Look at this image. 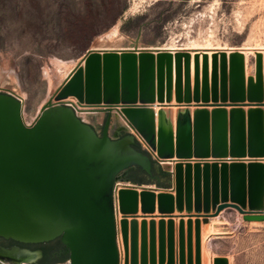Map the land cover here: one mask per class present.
Wrapping results in <instances>:
<instances>
[{
	"label": "water",
	"instance_id": "obj_1",
	"mask_svg": "<svg viewBox=\"0 0 264 264\" xmlns=\"http://www.w3.org/2000/svg\"><path fill=\"white\" fill-rule=\"evenodd\" d=\"M180 52L179 56L190 53ZM171 57L168 50L90 49L82 57L85 66H81L82 62L76 66L54 97L40 108L32 124L23 120L21 97L11 90H0V237L23 244L60 238L68 250L69 264H120L115 183L129 167L139 166L150 174L151 160L132 148L135 137L110 108L100 137L97 133L100 134L107 113L82 114L81 119L69 106L73 102L62 99L76 97L89 104L109 105L135 104L138 100L146 104L156 99L169 103ZM220 57V66L226 68V54L221 53ZM256 62L257 81L249 78L246 86L243 59L238 53L233 54L229 77L226 79L223 73L218 91L215 58L210 97L204 60L202 97L196 66L193 102L202 104H196L200 108L194 113L193 128L190 122L179 128L175 145L171 128H160L158 133L159 158L176 164L174 171L163 166L171 176L168 192H175V198L162 195L159 212L186 210L189 217L197 218V264H200L201 217H216L226 208H235L246 221H264L261 55ZM175 93L178 103L189 106L192 102L191 98H183L178 81ZM54 98L58 99L55 103ZM246 105L247 111L243 108ZM209 106L214 107L211 112ZM227 106H232L229 112ZM142 112L153 116V109L146 105H127L122 110L154 149L155 129L140 119ZM109 133L112 138L127 136L113 140ZM142 190L155 191L150 187ZM119 206L124 213L137 211L127 209L124 204ZM142 211L153 213V201ZM193 211L195 214L191 215ZM189 227L192 232L191 220ZM169 230L172 233V227ZM0 246L9 245L0 243ZM190 249L189 264H192V246ZM37 255L41 257L42 253L38 251ZM173 256L170 251L169 264H173ZM217 263L228 264V260L220 257L215 260Z\"/></svg>",
	"mask_w": 264,
	"mask_h": 264
},
{
	"label": "rangeland",
	"instance_id": "obj_2",
	"mask_svg": "<svg viewBox=\"0 0 264 264\" xmlns=\"http://www.w3.org/2000/svg\"><path fill=\"white\" fill-rule=\"evenodd\" d=\"M129 19L131 22L125 24ZM209 44L211 47L226 48L264 47V0H0V90H11L22 96L23 120L26 124H32L40 108L52 97L50 94L56 92L60 83L64 82L66 68L58 67V61L71 66L88 50L99 46L101 49L125 50L172 45L191 48ZM262 66L264 85L263 60ZM248 67L250 70L246 72L247 67L244 66L246 81L252 78L256 82L259 71L255 55L249 56ZM218 70L220 80L224 74L226 79L229 77L228 66L222 68L219 64ZM211 73L212 68L208 69L209 87ZM173 74V84L176 85L175 70ZM191 81L193 95L194 83ZM173 88L174 94L169 103H160L156 99L146 104L138 100L135 104L119 102L109 105L102 102L99 106L85 100L79 101L76 97L70 99H74L72 102L77 107H91L89 114L107 113L108 108L111 112H117L139 144L146 146L155 159L162 162L117 108L127 105L187 108L186 103L176 101V86ZM196 104L202 103L191 102L188 107H196ZM168 164L163 163V166L169 167ZM119 183L114 204L122 264H153V260L156 264L162 261L163 264H169L170 251L174 255L173 264H182V260L184 264H189L190 246L192 264H197L196 217H189L186 210H177L176 216H172L175 211L171 214L154 211L159 214L157 216L153 215L154 212L142 210L134 214L121 212L116 192L119 188L131 187L126 181L121 180ZM151 188L171 191V187L169 190ZM221 213L219 218H216L219 215L200 218V228L204 225L202 234L200 229V264H215V260L220 257L227 258L228 264H264V221H246L244 215L235 208H226ZM194 214L193 211L191 215ZM166 215L176 219L175 222L162 219ZM155 217L161 219H152ZM190 218H195L191 219L192 232L189 231ZM134 221L136 224H133ZM170 222L172 233L168 225ZM14 247L20 248L9 245L0 246V249ZM26 250L35 255L25 259L6 257L0 259V264H39L38 251L35 248ZM54 264H69V260Z\"/></svg>",
	"mask_w": 264,
	"mask_h": 264
},
{
	"label": "bare ground",
	"instance_id": "obj_3",
	"mask_svg": "<svg viewBox=\"0 0 264 264\" xmlns=\"http://www.w3.org/2000/svg\"><path fill=\"white\" fill-rule=\"evenodd\" d=\"M116 32H117V30H116ZM111 34H113V32ZM196 45L198 46V44H196ZM196 45H194L191 48H188V47H176L175 45L164 46V47H161V48H153V49L149 48V49H152V50H168V52L172 56L171 57L172 60H171V63H170L171 70H172V88L175 87V86L177 87V81H178L180 83V93H181V95L185 99L186 98L187 99L191 98L192 102H193V99H194V89H195V79H196L195 78L196 77V66H197V69H198L197 70L198 71L197 74H198V78H199L198 79L199 80V95H200V97H202L203 78H204V60L207 61V78H208V69L210 70L212 68L210 87H209V82H208V92H209L210 97L212 96L213 63H214V60L216 58L218 60V66H219V62H220V58H221L220 54L221 53H225L226 54L227 62L230 61V58H231V56L233 54L238 53V55L241 56L243 61H244L243 62L244 66L247 67V70H245L246 72L247 71L249 72V70H250V67H248V60H249V56L250 55H253V56L255 55L256 59H257L258 55H261L262 60H263V64H264V47L263 46H256V47L242 46V47H237V48H234V47L233 48H226V47H214V46L211 47L210 46L211 44H209V46L207 45V46H204V47L203 46L202 47H195ZM188 49H196V51H192V52L189 51L190 53H188L187 55L185 54V55H182V56L180 55L179 56V53H181L180 51H185V50H188ZM91 50H102V49L99 46V48L98 47H94ZM137 54H139V53H137ZM155 54H157V53H155ZM103 57H104V53H101V59L102 60H103ZM81 62H82L81 66L84 67L85 66V61H83L82 58L77 63L75 62L71 66H68V64H66L63 61H58L56 63V64L59 65L58 67H65L66 68V73L64 74V77H63L64 81L70 75V73H72V71L76 68V66L78 64H80ZM227 64H228V68H229V62ZM174 70H175V73H176V85L173 84V77H174L173 76L174 75L173 71ZM192 74H193L194 78L192 77ZM217 74H218L217 82H218V86H220L219 70L217 71ZM245 76H247V75L245 74ZM192 78H193V83H194L193 95H192L191 86H190V80H192ZM200 78H201L202 81L200 80ZM63 80H61V81H63ZM60 85H61V83H60ZM173 85H175V86H173ZM210 89H211V91H210ZM54 91H55V89H54ZM50 92L52 93L53 90L50 91ZM165 92H167V89H166ZM54 93H56V92H54ZM54 93L50 94V96H52L50 98L54 97V95H55ZM172 93L174 94V90H173ZM21 98H22V96H21ZM48 99H49V97H48ZM57 100H58L57 98H54L53 103H55ZM62 100L66 101V102H69V101L72 102L74 99L72 100V98L70 99V97H67V98H64ZM92 105H94V104H92ZM97 105H99V104H97ZM209 107H212V106H209ZM197 108L199 109V107H197ZM117 109L119 111L123 110V108H121V107L117 108ZM152 109H153V116L150 115V113L147 114L146 112H142L143 115L141 114L142 116L140 117V119H142L143 122L154 126L155 135H156V137H155L156 138V144H155V148L153 150H154L155 155H157V157H159L158 133L160 131V128H164L166 130H169L171 128L172 131H173V135H174L175 131H177L176 134L178 133L179 128H185L188 125V122H190L191 127L193 128L195 111L193 109H191V108H190L191 109V111H190L188 106H187V108H184V107H179V108L178 107L177 108L176 107H172V108L169 107V108H167V107H164V106L163 107L159 106V107H154ZM90 110H92L91 107H81V108L78 107V114L80 116H82V118H83L82 114H89ZM175 143H176V140L174 138V145H175ZM161 163L162 164L163 163H169L168 164L169 168L172 171H174V168H175V165H176L174 162L162 161ZM193 164L194 163H192V165ZM162 195H172L173 198H175V193H171V192H168V191L164 192V191H160V190L159 191L155 190L154 192H150L149 193V192L143 191L140 188H136V189L119 188L117 190L115 196H116V198L118 200V205L124 204V206L127 209H130V210L131 209H136L137 210L136 213H137L139 210H143L144 207L147 206L150 203V201H153L154 210L155 211H159V209H160V200H161V196ZM139 207H141V209H139ZM176 210L177 209H175V211ZM191 219L192 218H190L189 220H191ZM168 225H171L170 227H172V222H170ZM200 241H201V239H200ZM204 243H205V234L202 235V248L203 249H204ZM119 252H120V250H119ZM34 255H35L34 253H30V252H28V251H26L24 249H20V248L0 249V259H2V260H4L6 257H11V258H16V259H25V258L33 257ZM120 264H122V256L121 255H120Z\"/></svg>",
	"mask_w": 264,
	"mask_h": 264
},
{
	"label": "flooded vegetation",
	"instance_id": "obj_4",
	"mask_svg": "<svg viewBox=\"0 0 264 264\" xmlns=\"http://www.w3.org/2000/svg\"><path fill=\"white\" fill-rule=\"evenodd\" d=\"M107 115L104 119V123L102 124L101 127V132L100 134H98V136H102V133L104 131V127H105V123H106V119L108 116V111ZM94 131H96L94 129ZM108 131H110V125L108 128ZM110 135V133H109ZM127 135H118L117 137H113L110 135L111 139L113 140H121L123 138H125ZM134 138V137H133ZM132 148L135 149L138 152L143 153L144 155H146L150 160H151V173L148 174L145 170H143L141 167L139 166H133V167H129L127 168L123 173L120 174V176L118 177L117 182L115 183L116 189H117V185H119V181H126L128 183H130L129 185H135V186H139V187H150L149 185H157L159 183H164L167 181L168 177H171L170 174H168L164 169H163V164L156 160L155 158H153V156L148 152L145 151L143 149H141L137 139L134 138V143L132 145ZM168 174V175H166ZM0 243L3 245H10V246H16V244L13 243H18L16 241H13L11 239H4L2 237H0ZM31 245L35 248V250L40 251L42 253L40 260L43 258V247H49V248H53V253L52 255H56L57 256H61L63 253H67L66 252V248L65 246L61 243L60 238H56L54 240H51L49 242H43V243H36V244H28ZM17 248V247H14ZM21 249V248H20Z\"/></svg>",
	"mask_w": 264,
	"mask_h": 264
},
{
	"label": "trees",
	"instance_id": "obj_5",
	"mask_svg": "<svg viewBox=\"0 0 264 264\" xmlns=\"http://www.w3.org/2000/svg\"><path fill=\"white\" fill-rule=\"evenodd\" d=\"M131 22V19L125 22V24H128ZM123 29V26H122ZM168 175V174H166ZM16 244V246L20 247L21 249H33L34 247L28 244H23V243H13ZM43 258L40 260V264H54V263H62L66 260H69V253L68 250H66L67 253H63L61 256L52 255L53 253V248L49 247H43Z\"/></svg>",
	"mask_w": 264,
	"mask_h": 264
},
{
	"label": "crops",
	"instance_id": "obj_6",
	"mask_svg": "<svg viewBox=\"0 0 264 264\" xmlns=\"http://www.w3.org/2000/svg\"><path fill=\"white\" fill-rule=\"evenodd\" d=\"M192 77H193V74H192ZM194 78V77H193ZM193 78H192V81H193ZM232 107H226V110L229 112L230 111V109H231ZM191 109H193L194 111H196L198 108H196V107H191ZM191 109L189 108V110L191 111ZM209 111H212L213 109H214V107H208L207 108ZM249 109V107H244V110L245 111H247ZM263 109H264V107H263ZM153 185V184H152ZM172 186V182H171V177H168L167 178V181L166 182H164V183H159V184H157V185H153V186H151V187H156L157 189H170V187ZM157 212V211H156ZM176 213H178V211L176 210L175 212H174V214H172V216L173 215H177ZM222 214V213H221ZM153 215H155V216H157V215H159V214H157V213H155V214H153ZM220 217V215L218 216V218ZM217 218V217H216ZM152 219H155V220H159V219H161V218H159V217H155V218H152ZM164 220H168V219H170V220H173L174 222H175V220L176 219H174V218H171L170 216H168V215H166V216H164V218H163ZM185 219H187V218H185ZM139 220V219H138ZM192 220H195V218H192ZM176 226V225H175ZM203 226L204 225H201V234H202V228H203ZM174 232H175V230H174Z\"/></svg>",
	"mask_w": 264,
	"mask_h": 264
},
{
	"label": "built area",
	"instance_id": "obj_7",
	"mask_svg": "<svg viewBox=\"0 0 264 264\" xmlns=\"http://www.w3.org/2000/svg\"><path fill=\"white\" fill-rule=\"evenodd\" d=\"M22 99V98H21ZM69 106H71L75 111H76V113H77V115H78V107L75 105V103L73 102V105H69ZM79 117H80V115H78ZM143 145V144H142ZM144 146V145H143ZM144 148L148 151V149H147V147L146 146H144ZM149 153H150V151H148ZM151 154V153H150ZM152 155V154H151ZM153 156V155H152ZM153 158H155L154 156H153ZM157 160V159H156ZM159 161V160H158ZM161 162V161H160ZM118 186V185H117Z\"/></svg>",
	"mask_w": 264,
	"mask_h": 264
}]
</instances>
